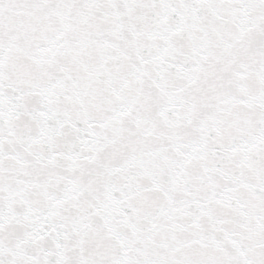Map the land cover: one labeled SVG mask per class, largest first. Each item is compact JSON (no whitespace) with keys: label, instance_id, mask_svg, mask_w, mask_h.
<instances>
[{"label":"snow or ice","instance_id":"1","mask_svg":"<svg viewBox=\"0 0 264 264\" xmlns=\"http://www.w3.org/2000/svg\"><path fill=\"white\" fill-rule=\"evenodd\" d=\"M0 264H264V0H0Z\"/></svg>","mask_w":264,"mask_h":264}]
</instances>
